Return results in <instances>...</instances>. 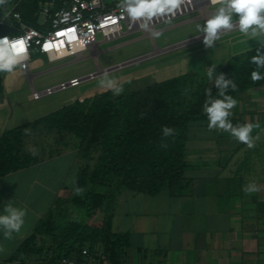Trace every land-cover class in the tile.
I'll use <instances>...</instances> for the list:
<instances>
[{"label": "trees", "instance_id": "trees-1", "mask_svg": "<svg viewBox=\"0 0 264 264\" xmlns=\"http://www.w3.org/2000/svg\"><path fill=\"white\" fill-rule=\"evenodd\" d=\"M52 1L57 9L63 5V0H8L0 11H8L6 15L10 11L19 14L27 27L39 29L42 6ZM12 20L7 17L4 24ZM15 34L8 26L0 25V37ZM258 49L264 51V48ZM258 49L234 57L207 83L197 81L195 73H188L120 95L107 91L87 103L77 101L0 133V179L42 161L44 156L39 153L34 156L25 147L26 139L42 128L74 137L85 155L93 151V164L80 167L76 174L74 186L84 188L85 192L82 196L74 195L69 201L83 211L84 219L60 222L69 203L58 199L7 263L37 261L43 251L38 248V243L48 238L51 240L46 249L51 253L48 264H60L76 257L85 247L90 250L100 248L110 264H126L130 235L113 231L110 213L117 195L121 191H130L156 197L163 190H167L172 198L185 195L190 185L185 177L189 131L195 123L208 122L203 111L205 90L211 89L213 98H222L215 87V77L221 74L225 79L234 80L236 89L229 87L227 90L233 98L264 86V80H251L255 65L249 61ZM2 75L0 73V98L4 93ZM194 87L187 99L189 88ZM165 126L174 129L167 138L162 135ZM26 129L30 134H25ZM165 144L167 147L163 146ZM101 189H106L107 193L100 192ZM101 212L105 215L92 225L91 221Z\"/></svg>", "mask_w": 264, "mask_h": 264}, {"label": "crops", "instance_id": "crops-1", "mask_svg": "<svg viewBox=\"0 0 264 264\" xmlns=\"http://www.w3.org/2000/svg\"><path fill=\"white\" fill-rule=\"evenodd\" d=\"M240 97L243 105L240 111L231 110L229 120L233 126L260 125L252 132L259 136L254 148L228 132L209 131L208 122L195 123L187 143L185 177L190 185L183 197L172 198L167 190L156 197L130 191L117 195L110 213L113 231L130 235L126 264H264V86ZM3 106L0 101V133L8 130H3ZM71 154L44 157L0 179V215L9 202L27 213L13 239H5L0 229V264H11L7 261L56 201L72 192L67 181L77 158ZM250 181L261 190L245 194L242 189Z\"/></svg>", "mask_w": 264, "mask_h": 264}, {"label": "rangeland", "instance_id": "rangeland-1", "mask_svg": "<svg viewBox=\"0 0 264 264\" xmlns=\"http://www.w3.org/2000/svg\"><path fill=\"white\" fill-rule=\"evenodd\" d=\"M6 13L0 11V25ZM199 16V13H195L174 20L171 24L164 23L157 26L156 28L161 29L163 32L162 36L157 39H153L145 32H137L112 42L99 44L95 50H88L82 59L72 64L71 62H74L76 58L50 64L45 57L34 56L27 64V70L17 69L10 74L3 73L4 93L0 98L4 105V116L6 118L3 130L14 129L33 122L77 101L84 100L87 103L88 100H92L95 96L111 90L100 86L102 75L87 80L78 87L56 91L52 95L43 96L36 101L30 98L34 91L42 93L61 84H68L72 79L86 78L91 74L102 72V70L143 56L150 57L136 64L108 73L109 78L123 86L124 90L122 93L144 89L152 84L164 82L188 73H195L198 77L197 81L207 83L212 80L207 76L208 68L215 67L214 78L234 57L262 48L261 45H264V36L251 37L240 33L238 30H233L225 33L213 49L206 48L203 40H200L164 52V49L168 47L204 35L199 33L197 27L200 24H204L206 20L204 18L175 26L180 22ZM3 25L8 26L13 32H16L15 29L19 27L13 20L5 22V24L3 22ZM97 42H103V38L99 36ZM194 89L195 87L189 88L187 99L190 98ZM240 98V96L234 98L238 102L237 106L233 108L234 110L240 111L243 105ZM10 117H12L11 120H9ZM25 147L26 149L35 147L39 155L44 157H48L50 153L60 155L66 151L72 152L70 156H76L77 167L75 173H71L68 177L67 186L70 188L74 187L72 182L76 181L77 170L87 164H93V161H91L93 151L85 155L77 139L69 134H59L46 128H42L39 133L35 132L33 136L26 139ZM100 192L107 193V190L101 189ZM73 196L72 190L68 197H64V200L69 203ZM104 215L105 213L101 212L96 219L91 221V224H96ZM83 219V211L69 203L61 216L60 222H72ZM50 244L51 240L48 238L42 239L38 243V248L43 250L42 255L37 257L39 258L37 261L35 259L32 260V264H48L51 253L47 252L46 249Z\"/></svg>", "mask_w": 264, "mask_h": 264}, {"label": "clouds", "instance_id": "clouds-1", "mask_svg": "<svg viewBox=\"0 0 264 264\" xmlns=\"http://www.w3.org/2000/svg\"><path fill=\"white\" fill-rule=\"evenodd\" d=\"M8 0H0V7L7 5ZM192 4V0H119L117 7L122 9L131 25H137L147 35L153 39L160 38L163 34L161 29L156 28L158 22L171 24L173 18L185 11L186 7ZM210 4L215 7L208 13V17L203 25H198L199 33L204 34L203 43L206 48L213 49L215 44L221 40L222 36L233 30L251 36H264V0H210ZM18 18V17H17ZM123 18V17H121ZM67 19V17H65ZM115 20V18H110ZM111 32L118 31V28L109 29ZM34 33L26 36H5L0 38V73H13L17 69H25L27 61H29L31 53L29 51V41ZM108 35V32H105ZM83 38L77 40V44L83 49L95 37L92 34L91 26L88 33H82ZM70 39L76 40L75 36ZM264 48V45H261ZM54 45L45 42L41 51L49 53V60L58 58L62 53L57 52L54 57L52 49ZM255 65L251 72V80L258 82L264 80V51L257 50L249 61ZM215 67L208 68L207 76L213 79ZM75 85L78 81L73 80ZM100 86L111 90L115 95L123 92V86L119 85L115 80L109 78L108 72L103 73L100 80ZM215 87L218 89V96L222 98H213L211 89H206V100L203 105V111L208 118V129L222 130L228 132L237 142L245 144L249 149L256 146V140L259 136H252L255 128L260 125L253 123L237 124L233 126L230 122L232 109L237 106V100L227 94V90L231 87L236 89L233 79H225L223 74L215 77ZM174 129L163 127L162 135L167 138L171 136ZM25 134H30L26 129ZM167 147V145H163ZM32 155H37L38 150L35 147L28 149ZM75 185V181L72 182ZM245 194L257 193L261 190L255 181H250L242 189ZM85 189L79 186L73 187L74 195H83ZM4 214L0 215V229H3L4 238L13 239V234H19L25 224L26 210L17 208L9 202L4 207ZM2 251V249H0Z\"/></svg>", "mask_w": 264, "mask_h": 264}, {"label": "built area", "instance_id": "built-area-1", "mask_svg": "<svg viewBox=\"0 0 264 264\" xmlns=\"http://www.w3.org/2000/svg\"><path fill=\"white\" fill-rule=\"evenodd\" d=\"M118 2L119 0H63V5L57 9L55 2L52 1L42 6L39 29L27 27L20 15L13 14L12 11L5 16L3 22L8 17L12 18L19 25L15 29L16 34L13 36H26L34 33L29 41L31 56L27 64L34 56L45 57L50 64H56L72 58L82 59L88 50H95L99 44L112 42L133 33L144 32L139 28L138 24H130L122 9L117 7ZM213 7L215 6L210 4V0H192V4L187 6L185 11L173 18L172 21L195 13H199L200 18L207 19L208 13L211 12L210 9ZM110 18H115V20L113 21ZM162 24L164 23L158 22L156 27ZM89 26H91L92 34H94L95 38L81 49L77 44V40L83 38L82 33L89 32ZM112 28H118V31H109ZM105 32H108L107 36ZM72 36H75L76 40L70 39ZM99 36L103 38V42L101 43L97 42ZM45 42H50L54 45V48L51 50L54 57L57 52L62 54L58 58L49 60V53L41 51ZM86 78L72 79L68 84H61L54 89H47L42 93L34 91L31 99L36 101L43 96L52 95L56 91L78 87L86 81ZM73 80L78 81V83L74 85L72 83ZM60 264L110 263L105 260L100 248L90 250L88 247H85L76 257L63 260Z\"/></svg>", "mask_w": 264, "mask_h": 264}, {"label": "water", "instance_id": "water-1", "mask_svg": "<svg viewBox=\"0 0 264 264\" xmlns=\"http://www.w3.org/2000/svg\"><path fill=\"white\" fill-rule=\"evenodd\" d=\"M203 39H204V35H203V36L196 37V38L191 39V40H188V41H185V42H182V43L177 44V45H174V46H172V47H168V48L164 49V52L171 51V50L177 49V48L182 47V46H186V45H188V44H191V43H194V42H197V41L203 40ZM149 57H150V56H143V57H140V58H138V59L131 60V61H128V62H126V63L119 64V65H117V66H115V67H112V68H109V69L102 70V72L99 71V72H97V73H95V74H91V75H89L85 80L87 81V80H91V79L97 78V77H99V76H102L103 73H104L105 71H107L108 73H111V72H114V71L120 70V69H122V68H125V67H128V66H130V65H133V64H136V63H138V62H141V61H143V60H146V59H148ZM31 78H32V77H31Z\"/></svg>", "mask_w": 264, "mask_h": 264}]
</instances>
